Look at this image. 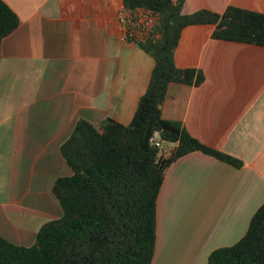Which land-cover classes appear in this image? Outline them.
I'll return each instance as SVG.
<instances>
[{"label":"crops","instance_id":"crops-1","mask_svg":"<svg viewBox=\"0 0 264 264\" xmlns=\"http://www.w3.org/2000/svg\"><path fill=\"white\" fill-rule=\"evenodd\" d=\"M20 17L0 59V235L31 246L63 208L55 181L72 174L61 145L80 119L129 124L155 59L120 39L124 0H4ZM229 6L264 13V0H185L190 14ZM187 26L175 52L199 85L171 83L164 118L243 162L202 151L175 160L158 197L153 264H207L238 242L264 203V46L216 39Z\"/></svg>","mask_w":264,"mask_h":264},{"label":"trees","instance_id":"trees-1","mask_svg":"<svg viewBox=\"0 0 264 264\" xmlns=\"http://www.w3.org/2000/svg\"><path fill=\"white\" fill-rule=\"evenodd\" d=\"M184 3L124 0L128 9L146 7L158 16L159 38L141 45L155 59L149 86L129 124L110 118L99 126L86 119L77 122L60 148L73 172L53 185L63 215L44 223L31 246L0 235V264H153L158 197L170 165L202 151L242 167L240 159L203 143L181 122L164 118L161 106L171 83L199 85L204 80L201 70L176 65L185 27L212 24L216 39L264 46V13L229 6L223 14L208 9L187 14ZM20 22L0 0V59L3 39ZM155 131L166 143H176L169 154L150 143ZM207 264H264V203L247 233L211 252Z\"/></svg>","mask_w":264,"mask_h":264},{"label":"built area","instance_id":"built-area-1","mask_svg":"<svg viewBox=\"0 0 264 264\" xmlns=\"http://www.w3.org/2000/svg\"><path fill=\"white\" fill-rule=\"evenodd\" d=\"M120 23V39L125 43L141 46L160 36L157 29L158 16L150 8L125 7L120 13ZM150 143L159 148L163 154H169L176 146V143H166L158 131L151 136Z\"/></svg>","mask_w":264,"mask_h":264}]
</instances>
